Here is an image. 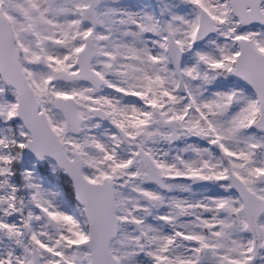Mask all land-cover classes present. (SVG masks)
I'll return each instance as SVG.
<instances>
[{"label":"snow or ice","instance_id":"obj_1","mask_svg":"<svg viewBox=\"0 0 264 264\" xmlns=\"http://www.w3.org/2000/svg\"><path fill=\"white\" fill-rule=\"evenodd\" d=\"M0 264H264V0H0Z\"/></svg>","mask_w":264,"mask_h":264}]
</instances>
